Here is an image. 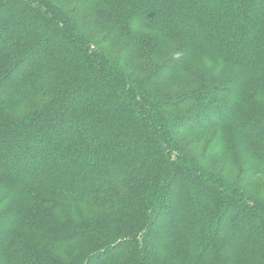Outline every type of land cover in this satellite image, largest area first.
Instances as JSON below:
<instances>
[{
    "label": "trees",
    "instance_id": "1",
    "mask_svg": "<svg viewBox=\"0 0 264 264\" xmlns=\"http://www.w3.org/2000/svg\"><path fill=\"white\" fill-rule=\"evenodd\" d=\"M70 6L0 0V264H264V196L235 187L264 169V0ZM164 36L187 63L165 70L190 75L181 93L125 64L146 73ZM211 54L238 73L189 70ZM209 113L232 135L234 186L202 165L225 130L198 159L184 147Z\"/></svg>",
    "mask_w": 264,
    "mask_h": 264
},
{
    "label": "rangeland",
    "instance_id": "2",
    "mask_svg": "<svg viewBox=\"0 0 264 264\" xmlns=\"http://www.w3.org/2000/svg\"><path fill=\"white\" fill-rule=\"evenodd\" d=\"M70 2V5L73 6L77 4V0H68ZM70 6V7H71ZM90 12L89 14H91V9L88 11ZM92 18H94V15H91ZM4 25H2V28L7 27L8 24H10V21L8 20H4ZM9 27V26H8ZM99 31V30H98ZM97 31V32H98ZM1 32V29H0ZM108 33L107 30H100L99 31V38H103L106 34ZM158 39H163L164 42L163 43H157V46H155L154 44H152V46L154 48H152V58L149 62V65H147L149 68L146 70V73H143V70H145L144 67H142L141 65H143L142 62L140 60L137 61H128L125 62V60L123 59V51H121L120 53V57L122 60V64L123 62H125V64L128 67V69L134 71V72H139L140 77L142 78L143 76H145V78H143V80H146L147 82L150 81V79H154L155 76H158L162 74L163 76V71L165 72L166 68L168 67H175L177 65H182V69H185V67L187 68V63H185V59L183 56H181L180 53L175 54L172 57H169L172 53H171V49H173V47H176L177 42L174 43L172 40H170L168 38V36H164L163 38H156ZM101 48H103V50H112L115 54H117V51L122 50L123 47L125 46V44L123 43H118V45H113L112 43H107V44H102L99 45ZM150 53V54H151ZM122 54V56H121ZM173 55V54H172ZM193 55V54H192ZM169 57V58H168ZM193 59L191 61V66L189 68V70L192 68V66H196V68H198L200 71H204L201 70L203 68L209 70L208 71H204V72H208V73H213L214 75H218L220 77H231L233 78V74H237L238 73V68L232 66L231 64L225 63L221 60V58L219 56H217V54H211L210 56H200L199 58L196 59V56H193ZM180 61L184 62L181 63ZM140 67H139V65ZM173 64V65H172ZM175 65V66H174ZM144 66V65H143ZM194 66V67H195ZM161 73V74H160ZM180 73V74H179ZM150 74H154V75H150ZM164 76L167 77H163L164 79H168L170 82H161L158 81L157 84L159 86V88H161L162 90H171V92L175 91L178 88V92L181 93V87L183 85H185L186 81L189 80L190 75L187 74V72L182 73V70L178 69V72L172 76L170 75V73L167 72L164 73ZM150 78V79H149ZM162 78V79H163ZM228 78V79H229ZM149 83V82H148ZM155 83V82H154ZM11 86L8 84L7 88H10ZM236 89V85H228V91L230 92V94L228 95V93H224L226 95V97H230L231 93L233 95V91ZM11 92V90H10ZM165 92V91H163ZM178 92H176L175 95H178ZM165 95H170L169 93H164ZM172 96V95H171ZM165 97V96H164ZM229 99V98H228ZM230 101V100H229ZM261 106L262 107H258L260 109V111L262 112L261 114L264 115V100H260ZM254 105V103L252 104ZM256 106V105H255ZM257 107V106H256ZM255 109L259 112L258 108ZM209 120H205L204 122H201V120H197L195 122H201L202 125L206 126L208 125L209 127L204 128L203 126L200 129H191V130H187L188 132L186 133V141L184 143V147L188 148L192 155L198 159L200 157H202V155H206L208 154V151L211 150V146H212V142L214 140H216L217 135H218V131H220L221 133H224V130L226 131V137L224 139V151H221L220 154L214 156L212 159H210L209 161L202 163L203 166L207 167L208 171H212V172H224V176H225V180L229 179L233 186L235 183V175L236 172H233V176L231 177H227V173L231 174V165L229 166V160L231 158H233L232 154V143H233V139L231 138V134L224 128H222V130L217 129L215 127H210L211 123L214 122L215 120H217L216 118H214V116L209 113ZM221 118V117H220ZM210 120H214V121H210ZM193 125V124H190ZM231 141V142H230ZM223 145V146H224ZM195 152V153H194ZM235 187L239 188V190L241 191V193L245 194L246 196H249V194L254 195L255 197H257V194L260 193V196H264V169L263 172L256 178H254L249 184H243V185H236L235 183ZM18 203V200H14L12 202V205H15ZM64 211L66 213H68V208L66 206H64Z\"/></svg>",
    "mask_w": 264,
    "mask_h": 264
}]
</instances>
